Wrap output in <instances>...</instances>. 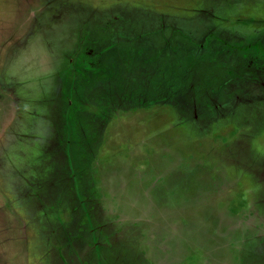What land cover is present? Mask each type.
<instances>
[{
    "label": "rangeland",
    "instance_id": "374dc122",
    "mask_svg": "<svg viewBox=\"0 0 264 264\" xmlns=\"http://www.w3.org/2000/svg\"><path fill=\"white\" fill-rule=\"evenodd\" d=\"M0 264H264V0H0Z\"/></svg>",
    "mask_w": 264,
    "mask_h": 264
}]
</instances>
